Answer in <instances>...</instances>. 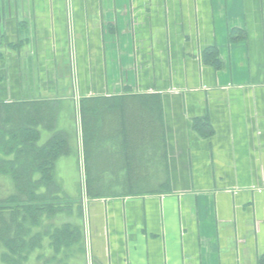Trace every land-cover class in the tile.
Masks as SVG:
<instances>
[{
  "label": "crops",
  "instance_id": "1",
  "mask_svg": "<svg viewBox=\"0 0 264 264\" xmlns=\"http://www.w3.org/2000/svg\"><path fill=\"white\" fill-rule=\"evenodd\" d=\"M0 8V125L25 105L39 145L62 133L72 150L54 186L69 200L27 236L24 264H264V0ZM83 99L102 104L93 199L66 184L86 172ZM14 193L0 174V194Z\"/></svg>",
  "mask_w": 264,
  "mask_h": 264
},
{
  "label": "trees",
  "instance_id": "2",
  "mask_svg": "<svg viewBox=\"0 0 264 264\" xmlns=\"http://www.w3.org/2000/svg\"><path fill=\"white\" fill-rule=\"evenodd\" d=\"M100 105H102L101 102L91 99H83L80 105L87 195L91 199L102 196L97 194L93 188L90 169L92 153L87 150L89 147L90 150L93 149L94 143L90 141L95 132L91 115H96ZM1 106L5 104H0ZM20 106L16 110L12 109L13 111L7 110L8 120H2L0 125V152L4 157L0 159V174L9 176L17 190V193L0 200V249L4 251L1 256L4 264H24L27 260V250L38 244L35 239H32L29 244L27 236L32 234L34 228L42 225L44 215H57L61 211L60 203L69 200L66 195L54 192V186L56 185L55 170L58 160L72 154L70 141L60 133L46 144L39 145L40 135L34 134L31 130L33 124H28L26 106ZM120 107L123 108V105L120 104ZM42 108L41 105L34 108V114L30 118V120L33 118L32 122L38 121L48 113L43 112ZM46 108L50 110L49 106ZM1 116L0 109V118ZM8 122H12L13 128L11 131H4L2 125ZM11 154L13 159L5 160ZM36 174H40V179L37 181L35 180ZM41 185L50 187V190L44 194L36 193L34 190ZM58 233L62 232L58 231Z\"/></svg>",
  "mask_w": 264,
  "mask_h": 264
},
{
  "label": "rangeland",
  "instance_id": "3",
  "mask_svg": "<svg viewBox=\"0 0 264 264\" xmlns=\"http://www.w3.org/2000/svg\"><path fill=\"white\" fill-rule=\"evenodd\" d=\"M78 142V141H77ZM79 143H80V148H81V155H83V157H82V163H84V156H85V149L83 148V145L82 144H84V141H79ZM87 150H89V151H91V153H92V149L90 150V147L89 148H87ZM93 155V154H92ZM84 165V164H83ZM85 166V165H84ZM70 174V176L72 175V176H74V173L72 174L71 172H68L67 173V175L66 174H64L65 175V177H67L68 175ZM84 174H85V176H83V178H82V180H81V178H80V175L78 174L77 176H76V179H77V181H79V183H78V186L77 185H75L74 183V179L73 178H70L69 176L67 177V180H66V184L69 186V185H71V186H73V187H79V188H83L82 189V191H83V194H85L86 195V183H87V174H86V172H84ZM84 188H85V191H84ZM79 194H80V196H81V193H80V191H79ZM8 196H10V194H0V200L1 199H5V198H7ZM66 196H68V195H66ZM71 196V195H70ZM72 196H74V195H72Z\"/></svg>",
  "mask_w": 264,
  "mask_h": 264
},
{
  "label": "water",
  "instance_id": "4",
  "mask_svg": "<svg viewBox=\"0 0 264 264\" xmlns=\"http://www.w3.org/2000/svg\"><path fill=\"white\" fill-rule=\"evenodd\" d=\"M1 26H2V13H1V10H0V38H1V35H2Z\"/></svg>",
  "mask_w": 264,
  "mask_h": 264
},
{
  "label": "flooded vegetation",
  "instance_id": "5",
  "mask_svg": "<svg viewBox=\"0 0 264 264\" xmlns=\"http://www.w3.org/2000/svg\"><path fill=\"white\" fill-rule=\"evenodd\" d=\"M0 10H1V8H0ZM1 37H2V35H1ZM0 40H1V38H0Z\"/></svg>",
  "mask_w": 264,
  "mask_h": 264
}]
</instances>
